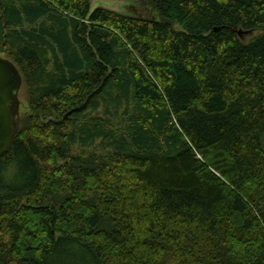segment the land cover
<instances>
[{
    "label": "trees",
    "instance_id": "trees-1",
    "mask_svg": "<svg viewBox=\"0 0 264 264\" xmlns=\"http://www.w3.org/2000/svg\"><path fill=\"white\" fill-rule=\"evenodd\" d=\"M137 1L0 0V264H264V0Z\"/></svg>",
    "mask_w": 264,
    "mask_h": 264
},
{
    "label": "water",
    "instance_id": "water-1",
    "mask_svg": "<svg viewBox=\"0 0 264 264\" xmlns=\"http://www.w3.org/2000/svg\"><path fill=\"white\" fill-rule=\"evenodd\" d=\"M242 35V31H239ZM23 75L8 57L0 55V155L6 154L20 126L19 92Z\"/></svg>",
    "mask_w": 264,
    "mask_h": 264
},
{
    "label": "rangeland",
    "instance_id": "rangeland-1",
    "mask_svg": "<svg viewBox=\"0 0 264 264\" xmlns=\"http://www.w3.org/2000/svg\"><path fill=\"white\" fill-rule=\"evenodd\" d=\"M92 8L97 6H102L117 12L128 14V15H140L148 18H158L157 12H155L152 7L137 0H89ZM20 98V118H25L30 113V108L28 104V93L27 88L23 84L19 92ZM264 144V139H263ZM101 141H97L94 145L90 147H75L73 148V153L87 156L89 154L95 153L97 155H106L107 149L103 147Z\"/></svg>",
    "mask_w": 264,
    "mask_h": 264
}]
</instances>
